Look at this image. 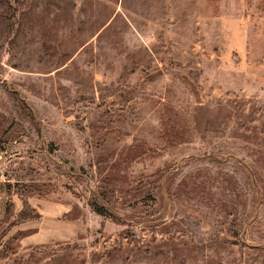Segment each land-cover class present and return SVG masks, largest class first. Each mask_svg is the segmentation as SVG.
<instances>
[{"label": "rangeland", "instance_id": "obj_1", "mask_svg": "<svg viewBox=\"0 0 264 264\" xmlns=\"http://www.w3.org/2000/svg\"><path fill=\"white\" fill-rule=\"evenodd\" d=\"M0 264H264V0H0Z\"/></svg>", "mask_w": 264, "mask_h": 264}, {"label": "trees", "instance_id": "obj_2", "mask_svg": "<svg viewBox=\"0 0 264 264\" xmlns=\"http://www.w3.org/2000/svg\"><path fill=\"white\" fill-rule=\"evenodd\" d=\"M98 211H99L100 213H105L106 210H104V209H102V208H99Z\"/></svg>", "mask_w": 264, "mask_h": 264}]
</instances>
